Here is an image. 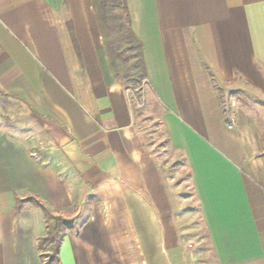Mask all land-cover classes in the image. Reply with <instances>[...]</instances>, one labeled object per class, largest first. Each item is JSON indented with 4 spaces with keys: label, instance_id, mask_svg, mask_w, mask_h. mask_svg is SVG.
<instances>
[{
    "label": "crops",
    "instance_id": "0c3cea01",
    "mask_svg": "<svg viewBox=\"0 0 264 264\" xmlns=\"http://www.w3.org/2000/svg\"><path fill=\"white\" fill-rule=\"evenodd\" d=\"M127 5L145 111L187 171L192 200L145 144L138 101L112 78L90 0H0L14 48L0 58V93L23 116L0 125V264H44L51 252L39 244L53 220L30 203L16 210L28 198L64 219L59 264H178L188 202L215 264H264V125L230 127L218 93L264 103V0Z\"/></svg>",
    "mask_w": 264,
    "mask_h": 264
},
{
    "label": "rangeland",
    "instance_id": "374dc122",
    "mask_svg": "<svg viewBox=\"0 0 264 264\" xmlns=\"http://www.w3.org/2000/svg\"><path fill=\"white\" fill-rule=\"evenodd\" d=\"M7 35L3 29L0 30V58L3 57V53L11 52L8 49L11 48L14 50L10 43H8ZM9 37L15 40L11 35ZM128 87L131 86L128 84ZM146 89V86H143L134 89V91H131L132 89L130 90L139 104L143 102L141 106L135 108V111L141 118V131H143L144 142L146 145L152 146L151 150L161 156L163 161L168 163L165 170L166 173L174 179V183L183 184L181 194L184 195V199H188L186 201L190 202L192 200V191L187 183L188 173L182 165L172 160L169 155V150L166 147V139L162 137L158 123L151 120L145 111L146 103L145 100H141V96L143 95L144 99ZM218 93L222 100L224 120L228 125L230 119H233L234 123L231 127H234L240 119L244 120L245 118H250L256 124L264 125V103L252 100L237 90ZM19 107L20 105L17 102L10 101L4 94L0 93V125L10 123L12 120L17 122L19 119H22L23 116L20 113ZM189 202L181 213L184 216L179 230L180 252L177 253V257L181 258V260L179 259L180 263L178 260V264H215L205 239L207 236L206 228L201 221V217H198L200 214H195L194 205ZM47 244L45 243L43 246L45 247ZM48 255H45V261H48Z\"/></svg>",
    "mask_w": 264,
    "mask_h": 264
},
{
    "label": "trees",
    "instance_id": "16d2710c",
    "mask_svg": "<svg viewBox=\"0 0 264 264\" xmlns=\"http://www.w3.org/2000/svg\"><path fill=\"white\" fill-rule=\"evenodd\" d=\"M90 3L113 80L125 90L134 91V89L141 88L142 83L147 79L146 67L142 44L132 31L127 0H90ZM67 26L73 48L79 57L72 28L69 24ZM128 84L131 87H128ZM219 103L222 108L221 99ZM25 203L41 209L45 220H53L54 229L40 241L39 247L41 249L45 243L50 245L51 252L47 256L48 261H45L44 255L41 256L44 264H59L58 245L64 232V219L52 217L45 206L34 198L16 200V210H19Z\"/></svg>",
    "mask_w": 264,
    "mask_h": 264
},
{
    "label": "built area",
    "instance_id": "2783aa9c",
    "mask_svg": "<svg viewBox=\"0 0 264 264\" xmlns=\"http://www.w3.org/2000/svg\"><path fill=\"white\" fill-rule=\"evenodd\" d=\"M143 86H144V87L146 86V81H144V82L142 83V86H141V87H143ZM141 100L144 101V99H143V95L141 96ZM137 101H138V100H137ZM142 104H143V102H141V104L138 103L139 106H141ZM233 123H234L233 119H230V120H229V126L231 127Z\"/></svg>",
    "mask_w": 264,
    "mask_h": 264
}]
</instances>
